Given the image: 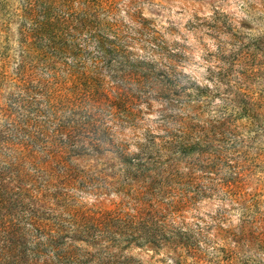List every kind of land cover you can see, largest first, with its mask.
I'll list each match as a JSON object with an SVG mask.
<instances>
[{"label": "rangeland", "instance_id": "rangeland-1", "mask_svg": "<svg viewBox=\"0 0 264 264\" xmlns=\"http://www.w3.org/2000/svg\"><path fill=\"white\" fill-rule=\"evenodd\" d=\"M25 1L0 0V217L12 226L39 214L48 226L70 228L74 215L117 210L131 194L122 192L123 156L139 154L148 131L159 140L189 127L193 157L166 153L158 181L167 192L152 195L165 208L177 204L166 243L179 231L196 251L123 245L124 254L130 264H264V0H133V11L118 15L125 33L140 19V43L156 36L171 53L152 55L150 44L131 49L129 67L141 68L128 86L133 118L104 104L86 129L72 127L67 80L54 82L49 108L37 81L17 75ZM56 5V14L71 13ZM101 72L113 84V73ZM205 86L208 94L199 95Z\"/></svg>", "mask_w": 264, "mask_h": 264}, {"label": "trees", "instance_id": "trees-1", "mask_svg": "<svg viewBox=\"0 0 264 264\" xmlns=\"http://www.w3.org/2000/svg\"><path fill=\"white\" fill-rule=\"evenodd\" d=\"M133 2V0L23 2L24 25L20 38L21 60L17 67V75L24 83L33 84L37 81L36 87L42 96L46 95V105L49 108L53 107L55 101L54 90H50L54 82L58 84L61 79L67 80L66 84L72 87L69 102L73 114L72 127L75 129L96 126L99 122L98 110L104 104L123 112L129 120L133 118L136 97L130 93L128 86H134L139 81L135 79L139 78L138 71L141 68L129 67L131 49L142 46L145 50L150 44L152 55L164 56L167 52L171 53L167 47L161 45L160 39L156 36H151L149 41L144 42L145 44L140 43L142 39L136 36H142L145 30L140 19L134 21L139 29H135L133 25L130 28L133 32L125 33V25L118 20V15L121 11H124L126 16L130 14V11H133ZM58 3H63L67 9H71V13L56 14ZM90 47L92 50L89 56L94 55L91 66L84 60V54ZM103 67L111 72V77L113 73V84L107 86L103 82L105 78L101 72ZM38 69L44 70L45 74L43 76L40 73L33 74L32 71ZM124 80L127 83L123 82ZM199 89L197 93L201 96L208 94L210 90L207 86ZM80 114L85 115L80 117ZM214 128L226 130L221 126ZM189 129L184 127L180 134L176 135L177 138L168 135L167 139L159 140L154 133L148 131L144 134V143L139 147V154L135 157H127L126 154L123 156L128 182L123 184L122 192L131 194L127 197L129 201L123 202L121 208L117 210L107 211L98 216L74 215L72 216L74 223L70 228L62 225L48 226L39 214L30 218L24 215L19 218L22 223H13L10 226L2 215L0 264L119 262L130 264V258L123 252V245L157 248L173 245L174 249L187 246L190 251L195 252L194 244L178 240L182 234L179 231L171 237L175 243H166L167 234H171L168 217L177 210V204L172 201L165 208L164 202L152 195V192H167L158 181L159 178L163 179V172L160 170L166 171L161 167L165 168L167 162L160 161L166 153L176 150L174 153L176 159L193 157L190 152L187 153L191 145L188 139L191 135ZM195 131L203 132L207 134L206 136L213 132L207 129ZM210 142L214 143L215 138L206 142L208 148L213 147L210 146ZM198 154L202 155L201 152ZM51 185L49 183V186ZM25 219L30 222L25 223Z\"/></svg>", "mask_w": 264, "mask_h": 264}]
</instances>
